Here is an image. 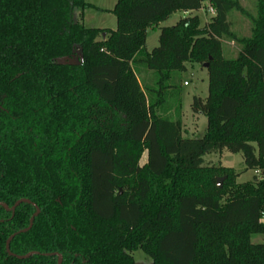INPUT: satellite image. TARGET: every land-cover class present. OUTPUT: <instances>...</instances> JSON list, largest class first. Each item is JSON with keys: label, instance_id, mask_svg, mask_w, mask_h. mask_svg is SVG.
Wrapping results in <instances>:
<instances>
[{"label": "trees", "instance_id": "trees-1", "mask_svg": "<svg viewBox=\"0 0 264 264\" xmlns=\"http://www.w3.org/2000/svg\"><path fill=\"white\" fill-rule=\"evenodd\" d=\"M85 0H0V203L40 209L11 253L61 254L62 264H264V0L256 15L239 0H117L115 30L86 28ZM213 8L162 27L176 12ZM251 36L232 31L231 12ZM159 29V45L145 47ZM225 42L239 46L224 56ZM81 49L80 60L69 62ZM187 64H208V96L192 111L207 118L200 138L183 137L180 87ZM151 72L143 85L140 76ZM242 154L231 168L207 154ZM146 154V163L142 164ZM226 178L220 189L217 179ZM36 209L0 206V264Z\"/></svg>", "mask_w": 264, "mask_h": 264}, {"label": "rangeland", "instance_id": "rangeland-1", "mask_svg": "<svg viewBox=\"0 0 264 264\" xmlns=\"http://www.w3.org/2000/svg\"><path fill=\"white\" fill-rule=\"evenodd\" d=\"M242 6L253 16L256 15L257 0H239ZM91 7L83 10L75 11V18L86 28H102L115 30L117 20L115 15L110 11L115 7L117 0H85ZM192 15H198L201 23L206 24L212 16L208 9L205 7L203 10ZM189 16V15H188ZM185 17L183 12H176L172 14L165 22L160 24L162 27H172L177 21ZM229 21L232 24V31L239 37L248 38L251 36V22L249 18L233 11L229 15ZM159 29H151L148 31L146 40V49L152 51L159 45ZM233 44V45H232ZM239 46L234 43L225 42L223 45L224 56L228 59L237 57ZM75 56L69 59L71 63H77L80 60L81 49L77 47ZM187 72L182 74V85L180 87L181 100H182V120H183V137L185 138H200L207 130V118L202 115H196L192 111L193 98L200 97L206 99L208 96V72L204 67L197 64H187ZM148 72V71H146ZM151 73V72H150ZM153 75H144L140 77L143 85L151 83ZM187 83V85H184ZM205 164L208 166H216L220 168H231L236 173L240 174L237 182L245 183L253 181L255 178L261 179L260 173L255 171H245V163L242 154L213 153L207 154L204 157ZM146 163V154L143 157L142 164ZM226 181H224L225 183ZM223 183V185H224ZM264 222V216H263ZM252 244H264V236L253 235L251 236ZM135 264H153V260L147 256L143 251L137 250L133 253Z\"/></svg>", "mask_w": 264, "mask_h": 264}, {"label": "water", "instance_id": "water-1", "mask_svg": "<svg viewBox=\"0 0 264 264\" xmlns=\"http://www.w3.org/2000/svg\"><path fill=\"white\" fill-rule=\"evenodd\" d=\"M204 68L205 69H208V64H205L204 65ZM226 180V178H218L217 179V187L218 188H222L223 187V183L224 181ZM29 204V205H32L35 209H36V213L32 216V218L30 219V222H29V227L25 230H22L20 232H17L15 234H13L7 241L6 243V252L9 256H13L15 257L16 259L18 260H25V259H28L32 256H46V257H49V256H55L59 259L58 261V264H62V261H63V256L61 254H40L38 252H32V253H29L25 256H16L14 254L11 253V250H10V244L12 242V240L19 234H23V233H27L31 230V228L33 227V223H34V220L35 218L40 214V209L35 205L33 204L31 201L27 200V199H21L19 200L18 202L15 203L14 206L12 207H9L8 205L4 204V203H0V206L3 207L7 212H14L21 204Z\"/></svg>", "mask_w": 264, "mask_h": 264}, {"label": "built area", "instance_id": "built-area-1", "mask_svg": "<svg viewBox=\"0 0 264 264\" xmlns=\"http://www.w3.org/2000/svg\"><path fill=\"white\" fill-rule=\"evenodd\" d=\"M203 10V9H202ZM209 13L213 16L215 14V10L213 8L208 9ZM186 15L190 14L189 12H185ZM187 85V83H185Z\"/></svg>", "mask_w": 264, "mask_h": 264}, {"label": "crops", "instance_id": "crops-1", "mask_svg": "<svg viewBox=\"0 0 264 264\" xmlns=\"http://www.w3.org/2000/svg\"><path fill=\"white\" fill-rule=\"evenodd\" d=\"M190 14H192V13H190ZM183 15H184V16H187L185 13H183ZM188 15H189V14H188ZM180 19H181V18H180ZM180 19H179V20H180ZM179 20H178V21H179ZM178 21H177V22H178ZM100 29H102V28H100ZM105 29H106V28H105ZM232 45H233V44H232ZM146 74H148V75H150V76L152 75V73H150V72H145V73H142L140 77H142V76H144V75H146ZM184 85H185V83H184ZM255 172H256V171H255ZM256 173H258V172H256Z\"/></svg>", "mask_w": 264, "mask_h": 264}]
</instances>
